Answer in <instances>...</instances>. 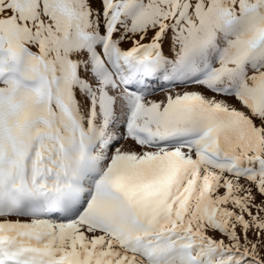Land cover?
Masks as SVG:
<instances>
[{"label":"snow or ice","instance_id":"6c2138e0","mask_svg":"<svg viewBox=\"0 0 264 264\" xmlns=\"http://www.w3.org/2000/svg\"><path fill=\"white\" fill-rule=\"evenodd\" d=\"M0 264H264V0H0Z\"/></svg>","mask_w":264,"mask_h":264},{"label":"rangeland","instance_id":"374dc122","mask_svg":"<svg viewBox=\"0 0 264 264\" xmlns=\"http://www.w3.org/2000/svg\"><path fill=\"white\" fill-rule=\"evenodd\" d=\"M125 46H127V45H125Z\"/></svg>","mask_w":264,"mask_h":264}]
</instances>
